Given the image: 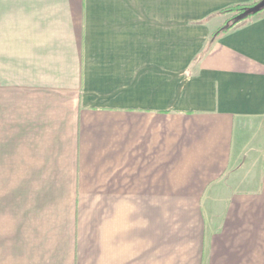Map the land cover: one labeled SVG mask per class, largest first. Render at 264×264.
<instances>
[{
	"label": "crops",
	"instance_id": "1",
	"mask_svg": "<svg viewBox=\"0 0 264 264\" xmlns=\"http://www.w3.org/2000/svg\"><path fill=\"white\" fill-rule=\"evenodd\" d=\"M258 1L0 0V264H264Z\"/></svg>",
	"mask_w": 264,
	"mask_h": 264
},
{
	"label": "trees",
	"instance_id": "2",
	"mask_svg": "<svg viewBox=\"0 0 264 264\" xmlns=\"http://www.w3.org/2000/svg\"><path fill=\"white\" fill-rule=\"evenodd\" d=\"M264 10V1L260 0L251 4L244 5H235L221 11V14L230 15L227 21L213 32L212 38H217L232 28L237 27L238 25L245 23L250 20L252 17L260 14Z\"/></svg>",
	"mask_w": 264,
	"mask_h": 264
},
{
	"label": "rangeland",
	"instance_id": "3",
	"mask_svg": "<svg viewBox=\"0 0 264 264\" xmlns=\"http://www.w3.org/2000/svg\"><path fill=\"white\" fill-rule=\"evenodd\" d=\"M229 17H230V15H229Z\"/></svg>",
	"mask_w": 264,
	"mask_h": 264
}]
</instances>
